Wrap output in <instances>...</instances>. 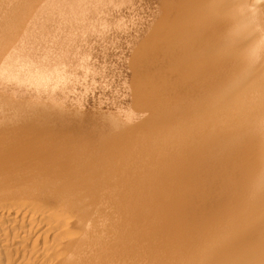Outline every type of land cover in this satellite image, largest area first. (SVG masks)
I'll list each match as a JSON object with an SVG mask.
<instances>
[{"label":"bare ground","instance_id":"obj_1","mask_svg":"<svg viewBox=\"0 0 264 264\" xmlns=\"http://www.w3.org/2000/svg\"><path fill=\"white\" fill-rule=\"evenodd\" d=\"M0 264H264V0H0Z\"/></svg>","mask_w":264,"mask_h":264},{"label":"rangeland","instance_id":"obj_2","mask_svg":"<svg viewBox=\"0 0 264 264\" xmlns=\"http://www.w3.org/2000/svg\"><path fill=\"white\" fill-rule=\"evenodd\" d=\"M136 18H137V17H136ZM94 91H95V92H93V93H94V94L96 93L95 95L101 96V94H100L99 91H98V92H99L100 95L97 94V90H94ZM94 94H91V95L94 96V97H96ZM91 95H88V96H87L88 99L86 98V101H85V102L90 101L91 104H92V102H93V104H94V105H92L93 107H91V105H90L89 103H88V104H87V103H84V104H87V105H86L87 107H88V105H89V107H90V108H88L89 110H91L92 108H94V109H95L94 112L99 111L98 113H102V114H100L101 116H98V113H97V112H96L94 115L98 116L99 118H100V117L102 118V115L104 116L105 113H106V115H109V114H110V117H111V116L114 117V115H112V114H114V110H112L108 104H107V105H108V108H107V106L105 105V106H106V107H105V109H106L105 111H106V112L103 111V109H104L103 106H104V105L101 106V104H102L101 102H104V101H103V99H104L103 96H102L103 99L100 97V99H102V100H99V97H98V98H93V101H91V100H90L91 97H92ZM90 96H91V97H90ZM104 96H105V95H104ZM26 98H27V97H26ZM89 98H90V99H89ZM94 99H95L96 101H97V99L99 100V101H97V102H99V106H98V104H96L97 102H96ZM87 100H88V101H87ZM94 101H95L96 103H94ZM100 101H101V102H100ZM105 102L109 103L108 101H106V96H105ZM105 102H104V103H105ZM30 103H31L32 105L35 104V103L33 104L32 101H31ZM100 103H101V104H100ZM96 105H97V106H96ZM34 106H35V105H34ZM84 107H85V105H84ZM95 107H97V108H95ZM98 107H100V108H98ZM73 108H74L75 111H76L77 109H78V111H79V108H80V107H79V108H78V107L75 108V107L73 106L72 108H70L69 110H70V111L72 110V111H71V113H69V112H68V113L71 114V115H73V113H74V112H73ZM82 108H83V107H81V109H82ZM81 109H80V110H81ZM88 109H85V110H84V111H85V113H84L85 115H86L87 112L90 113V114H93V113H94V112H93L94 109L91 110V111H89ZM96 109H97V110H96ZM100 109H102L103 112H101ZM107 109H109V110H107ZM110 109H111V110H110ZM87 110H88V111H87ZM78 111H77V112H78ZM86 111H87V112H86ZM109 111H110V113H109ZM111 111H113V113H112ZM77 112H76V113H77ZM103 113H104V114H103ZM107 113H109V114H107ZM111 113H112V114H111ZM69 114H66V115L69 116ZM78 114H79V115H78L79 117L81 116L80 118H82L83 116H85V115L83 114V110H82L81 114H80V111L78 112ZM82 115H83V116H82ZM76 116H77V114H76ZM96 116H94V118H95ZM115 116H116V113H115ZM79 117H78V118H79ZM98 117H97L96 119H97L99 122H98L97 120H96V122H95V119H93L94 122H95V123H99V124H97V125H101V123L103 124V122H100L101 119L99 120ZM107 117L110 118L109 116H107ZM107 117L104 116V120H105V121H106ZM105 118H106V119H105ZM111 118H112V117H111ZM104 120L102 119L101 121H104ZM108 120H109V119H108ZM108 120H107V121H108ZM105 121H104V123L107 122V121H106V122H105ZM104 126H106V125H104Z\"/></svg>","mask_w":264,"mask_h":264}]
</instances>
